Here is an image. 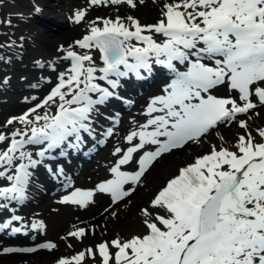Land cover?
I'll list each match as a JSON object with an SVG mask.
<instances>
[{"label": "snow or ice", "instance_id": "obj_1", "mask_svg": "<svg viewBox=\"0 0 264 264\" xmlns=\"http://www.w3.org/2000/svg\"><path fill=\"white\" fill-rule=\"evenodd\" d=\"M87 4L137 6L136 0ZM86 17L87 9L80 8L70 18L77 25L86 22L87 32L74 45L58 49L69 66L56 83L38 103L2 126L23 127L0 132V179L9 182L0 186V201L5 202L0 208L26 199L34 170L51 158L49 153L60 149L64 155L62 145L77 148L81 132L91 134L92 113L115 96L122 78L142 79V72L151 74L154 65L160 66L167 71V83L146 102L143 122L131 121L126 149H114L113 155H120L109 169L112 178L91 190L76 188L60 203L84 209L100 193L110 197L109 207L118 205L136 192L165 154L204 143L221 125L235 124L242 134L229 144L216 133L219 144L178 168L139 209L142 234L99 242L55 264H86L97 257L99 264H264V127L253 130L249 125L253 114L259 116L256 110L264 108V0H170L154 24H141L131 15ZM92 50L99 53V64ZM221 88L226 95L215 94ZM28 146H36L37 158ZM125 165L133 170H122ZM53 175L63 177V169ZM21 219L12 215L0 230ZM24 227L11 231L20 233ZM29 227L42 231L44 225L33 221ZM87 235L83 227L67 233L78 241ZM56 248L49 241L4 247L0 255Z\"/></svg>", "mask_w": 264, "mask_h": 264}, {"label": "bare ground", "instance_id": "obj_2", "mask_svg": "<svg viewBox=\"0 0 264 264\" xmlns=\"http://www.w3.org/2000/svg\"><path fill=\"white\" fill-rule=\"evenodd\" d=\"M165 2H170V0H155V2L154 0H144L143 4L136 0L137 6L133 9L127 5L89 8L87 0H0V8H4L6 11L5 22L0 27V38L3 40L0 46V70L4 75L2 77L3 82L0 83L4 91V95H0V103L3 101L2 108L6 111L3 120L2 108L0 107V132L8 133L10 130L22 128L23 126L19 124L7 128L2 126L8 118L21 115L43 99L56 83L58 74L69 66V62L62 59L63 53L58 49L61 46L67 49L69 45H74V41L82 38L87 32L86 22L77 25L71 21L70 18L74 10L87 9L86 19L88 21L94 20L95 15L110 18H115L118 15L121 17L131 15L138 19L141 24H154L161 18V9ZM36 8L40 11L36 12ZM29 36L34 38L30 43L27 41ZM156 39L159 40L161 37L157 36ZM17 49L20 53L15 54ZM75 50L81 53L85 51L78 47H75ZM91 54L99 64V53L92 50ZM146 74L150 75L149 73ZM123 80L124 78L121 79L122 82ZM167 80V73H163V76L158 77L142 94L137 96V100L131 108L119 112L121 119L113 124L112 134L109 135L107 142L101 143L91 138L92 136L88 132H81L79 147L70 149L67 145H64L65 154L59 160L60 162H48V165L44 163L38 165L34 170V183L27 189L29 197L18 215L22 219L17 222L25 226L26 232L21 231L14 234L7 232L6 229L0 230V249L4 247H35L40 243L49 241L55 243L57 248L52 251L38 250L35 253L0 255V264L16 263L21 259L29 261L32 258H46L49 259L48 263H50L53 255L58 254L59 251H56L58 248L69 250L73 247L76 239L68 237L67 233L74 230V228H78V222H82L80 227L86 229L88 232L86 237L89 239L96 237L99 227L102 228L108 221L115 224L121 220L117 226L128 224L131 226L130 230H140L142 228V223L139 220L141 206H136V202L149 200V185L158 182L163 175L176 166L179 160H182L189 153L208 149L211 143L217 141L215 137L207 136L205 142L200 145L189 144L182 150L165 154L159 161V165L151 168L146 173L147 179L146 175L142 178L143 183L137 187L136 192L116 206L109 207L111 204L110 197L100 193H94L93 203L84 209L71 204H63L59 201L66 196L65 191L69 185L77 184L82 190H91L95 188L96 184L111 179L109 169L114 166L115 160L120 155L114 156V149L116 147H120L122 150L126 149L127 145L124 137L134 127L131 121L134 119L143 122L144 117L140 113L143 111L146 102L150 97L160 94ZM32 85H36V87H32ZM134 86L133 83L131 88H134ZM126 87L127 85L123 89ZM218 91L226 95L223 88ZM32 97L37 99L32 100ZM39 111L40 114H43L45 110ZM256 111L259 112L260 116L263 114L264 108H259ZM109 112L111 111L109 110ZM256 117L253 114V118L249 121L250 126L253 125ZM91 125L92 122L90 127ZM236 130H239V128L235 124L231 127L222 125L216 132L227 138ZM92 145L97 150L88 156ZM0 147H3V145H0ZM28 147L33 152L34 158H37L35 157L36 146ZM59 154L54 150L49 153V155L57 158ZM72 156L75 157L74 160L63 162L64 157L72 159ZM75 161L77 162L75 163ZM58 167L63 169V177L53 175ZM48 168L52 169L51 173ZM122 170L131 171L133 166H122ZM0 186H2V183H0ZM160 187H162V183L156 188L159 189ZM2 202L4 201H0V204ZM38 205L40 206L38 207ZM7 208H0V218L7 213ZM106 208L109 209L108 212H105ZM37 211L40 212L41 219H39ZM113 211L116 212V215L120 214L118 217L115 216L117 217L115 220H111L114 217L111 214ZM42 214L47 218V223L42 220ZM33 221L42 222L44 225L43 230L32 231L29 226ZM143 232L141 231L140 234ZM137 234L139 233L137 232ZM61 237H64V239H61ZM119 237L121 238L120 235ZM90 241L95 242L94 239ZM78 242L81 244L82 241H75V243ZM94 245L96 243L92 246Z\"/></svg>", "mask_w": 264, "mask_h": 264}, {"label": "rangeland", "instance_id": "obj_3", "mask_svg": "<svg viewBox=\"0 0 264 264\" xmlns=\"http://www.w3.org/2000/svg\"><path fill=\"white\" fill-rule=\"evenodd\" d=\"M97 16L95 15V17L94 18H96ZM5 19H6V11L4 10V8H0V27L2 26V24L5 22ZM54 24V23H53ZM55 25V24H54ZM27 27H28V25H27ZM29 34V33H28ZM33 36H29L28 37V42L30 43V42H32L33 41ZM20 42H21V39H20ZM3 43V40L0 38V46H1V44ZM18 53H20V51L17 49L16 51H15V54H18ZM4 75L2 74V70H0V83H2L3 82V77ZM7 91V90H6ZM4 91H3V88L0 86V95H4V93H3ZM217 93H219V92H217ZM1 97V96H0ZM0 107L2 108L3 107V101H1V103H0ZM2 116H3V120L5 119V117L4 116H6V111H4L3 110V108H2ZM99 116H100V114H97L95 111L92 113V116H91V122H92V125H91V127H90V129H91V134H89L90 136H92L91 138H94L96 141H99L100 140V137L102 136V134H101V131L102 130H104V125L103 124H105L104 122H102V120L101 119H99ZM97 117V118H96ZM96 118V120H94ZM90 122V123H91ZM222 126V125H221ZM220 126V127H221ZM255 126H258V127H264V111H263V114L262 115H260V116H257L255 119H254V122H253V125L252 126H250L252 129L255 127ZM220 127H218L217 129H219ZM97 129H99V131H97ZM217 129L216 130H214V133L212 134V135H209V136H213V137H215L216 138V140L217 141H219L218 139H217V136H216V131H217ZM254 130V129H253ZM237 133H241L242 134V130L241 129H239V130H236V131H234V133L230 136V137H227V138H225V140L229 143V144H232V143H234L235 142V139H236V135H237ZM253 134L255 135V132H253ZM216 141V142H217ZM215 142V143H216ZM220 142V141H219ZM216 144H219V143H216ZM62 147H64V145H62ZM79 147V146H78ZM208 149H209V147H208ZM208 149H206V150H208ZM97 150V148L96 149H94L92 152H91V154L92 153H94L95 151ZM54 151H57L58 153H60V149H55ZM197 152H193V153H189V155H187V156H185V157H183V159L182 160H179L178 162H177V164H176V166L172 169V170H170L169 172H167L165 175H163L162 177H161V179L158 181V182H156L155 184H153V185H149V187H150V191L148 192L149 193V195H148V197H149V200L152 198V193H154L155 192V190H156V187L160 184V183H162L163 181H164V179H165V181L164 182H166V179L168 178V177H171V176H173V175H175L174 173H177V170H178V168H180V167H182V166H184L185 164H187V163H190V162H192L193 161V159H194V157L196 156V155H198L200 152H202V151H200V150H196ZM204 151V150H203ZM51 158L50 159H45L42 163H44V164H46V165H48V162H60L59 160L61 159V157L63 156V155H60L59 154V156H58V158L57 157H55V156H51V155H49ZM75 159V157L74 156H72V159H68V157H64L63 158V162L65 163L66 161H72V160H74ZM56 160V161H55ZM161 160V158L154 164V166L152 167V168H155V166L156 165H159V161ZM116 161V160H115ZM77 161H75V163H76ZM111 178H112V174H111ZM146 179H147V175H146ZM0 183H5V184H8L9 182H6L5 181V179H3V180H0ZM77 185V184H76ZM70 193V190H66L65 191V195H68ZM149 200L148 199H146V200H143V201H140V202H136V206H138V205H140L141 207H144V206H146L147 204H148V202H149ZM40 205H38V207H39ZM114 206H116V205H114ZM135 206V207H136ZM134 207V208H135ZM11 208L12 209H16V204L13 202L12 204H11ZM37 214H38V216H39V219H41V216H40V212L39 211H37ZM120 214L118 213L116 216L118 217ZM111 217V216H110ZM117 217H113V218H111V220H115ZM42 220L44 221V222H46L47 223V218L45 217V215L43 216V214H42ZM83 220V219H82ZM139 220H140V222L142 221V218H141V216L139 215ZM121 222V220H119L118 222H116L115 224H113V223H109V221L106 223V225H104L102 228L101 227H99V230L97 231V233H96V237H92L91 239H94L95 240V242H93L92 243V241H90L91 239H89L88 237H85L83 240H82V242H81V244L78 242V243H75V241L76 240H74V243H73V247L71 248V249H66V248H58V250H56V251H59L58 252V254L56 255V254H54L53 255V257L50 259V263H48V260L49 259H46V258H39V259H36V258H32V260H29V261H25L24 259L22 260H19V261H17L16 263H9V264H55V261L58 259V258H60V257H71V256H73V255H75L77 252H79V251H83V250H85L86 248H88V247H92V245L94 244V243H99V242H102V241H110L111 239H114V238H116V236H121V238H125V239H127V238H130L133 234H137V232L140 234V232L141 231H144V226H143V224H142V228L140 229V230H130L131 229V226L130 225H128V224H125V225H122V226H117V224H119ZM79 224V226H77L78 228L81 226V223L82 222H78ZM142 223V222H141ZM127 229V230H126ZM92 243V244H91ZM114 251V250H113ZM97 259L98 260H92V259H88L87 260V262H86V264H99V258L97 257Z\"/></svg>", "mask_w": 264, "mask_h": 264}]
</instances>
